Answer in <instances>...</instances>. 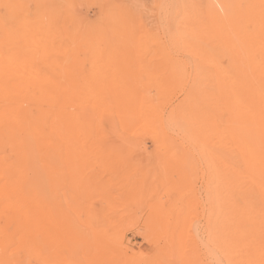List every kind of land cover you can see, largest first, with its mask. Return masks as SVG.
Segmentation results:
<instances>
[{
	"label": "rangeland",
	"instance_id": "374dc122",
	"mask_svg": "<svg viewBox=\"0 0 264 264\" xmlns=\"http://www.w3.org/2000/svg\"><path fill=\"white\" fill-rule=\"evenodd\" d=\"M193 2L0 0V43L11 46L6 40L16 34L20 11L44 16L43 44L61 54L64 98L71 95L66 110L74 147L66 145L55 165L61 176L45 179L38 168L30 176L31 193L49 202L51 221L57 216L58 225L49 226L62 238L50 239L54 248V239L59 244L60 254L51 252L58 260H66L64 250L71 256L66 215L82 238L75 253L82 264H240L254 249L250 242L241 248L240 227L264 241L260 216L247 220L237 210L238 168L261 162L239 138L255 134L260 144L264 126L241 125L232 104L226 106L224 45L209 27L185 22ZM237 4L244 14L240 31L256 46L244 59H228L237 60L264 97V0ZM69 78L80 85L71 92ZM251 196L264 205L259 189ZM17 200L0 193V264H43L30 256V218L10 206Z\"/></svg>",
	"mask_w": 264,
	"mask_h": 264
},
{
	"label": "bare ground",
	"instance_id": "6f19581e",
	"mask_svg": "<svg viewBox=\"0 0 264 264\" xmlns=\"http://www.w3.org/2000/svg\"><path fill=\"white\" fill-rule=\"evenodd\" d=\"M193 1L197 5L192 3L190 13L187 14L188 17L185 16L187 20L184 18L185 22L190 21L201 31L209 27L217 37H215L216 40L219 39L221 45H224L226 60L222 67V91L226 106L232 104L235 108L234 113L241 119V125L247 121L253 125L261 122L264 126V97L254 92L248 74L237 63V60L235 62L228 59L229 54L244 59L246 53L249 54L250 50L256 46L255 41L248 40L246 43L245 37L240 31V23L244 14L238 8L237 0H217L216 4L221 7L222 12L212 0ZM184 4L187 5V3ZM174 10L176 9L174 8ZM41 28H47L44 16H35L31 19L27 11H20L16 34L10 35L6 40L11 43V46L0 43V180L4 181L0 193L10 202L18 199L10 206L16 211H22L30 218V256L41 259L43 264L51 262V264H62L64 259L58 260L60 256L55 254L59 253L56 251V240L54 239L55 248L53 242L50 241L53 235H58L57 233L55 235L57 226H49V224H56L57 216L54 215L56 213L53 214V222L50 218L53 211L51 212L49 202L38 192L31 193L30 190V176L37 171L36 168L43 173L45 179H48L50 175L61 176V172L56 169L55 165L63 158V150L67 146L72 149L74 147L73 139H69V135L70 138L72 135L69 131V124H67L68 111L66 110V101L70 102L71 95L64 98L66 91L65 81L63 82L62 78L64 69L58 59L61 54L47 50L43 44L44 37L41 34ZM193 29L191 28V30ZM205 40H207L206 37ZM31 47L35 50L32 51ZM61 47L63 48V46ZM254 70L256 71V68ZM74 85L78 86L79 84L69 78L68 89L70 92ZM239 139V144L242 145L245 153L250 158L260 159L261 162L258 167L250 164L245 169H242L241 166L238 168L237 190L240 203L237 205V210L239 215H246L247 220L253 219L254 215L258 214L261 224L264 225V205L257 203L254 197H250L251 192L257 188L261 192L264 204V157L261 150L264 147V141L261 140L259 144L255 134L240 135ZM22 199L25 201L22 202ZM57 207L60 206L57 204L54 206L55 212H57ZM73 225L67 215L64 216L63 234L66 241L64 246L68 242L66 248L71 256L68 257L66 250L61 249L62 252L65 251L66 255L64 256L67 257L63 264H82L75 255L82 238L80 239L77 227ZM50 230L54 233L50 234ZM245 230L246 228L240 227L238 232L241 248L245 246V243L249 244L250 242L254 249L250 254L246 253L245 257L240 258V264H264L260 262L262 256L258 255V253L264 254V241H257L254 230L248 228ZM36 231L42 234L41 241L37 240L36 235L34 236ZM253 236L254 242H252ZM58 237L60 234L56 238ZM61 239L57 240L61 241ZM242 239L245 242L242 243ZM93 243L94 239L89 245L91 250ZM84 247L86 248L87 245ZM53 250L56 251L54 253L56 257L51 253ZM50 254L55 259L58 257L57 260L50 257ZM90 255L94 256L93 253ZM50 258H53L52 261ZM89 258L91 260L89 263H93L94 257L89 256Z\"/></svg>",
	"mask_w": 264,
	"mask_h": 264
}]
</instances>
